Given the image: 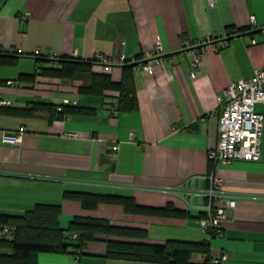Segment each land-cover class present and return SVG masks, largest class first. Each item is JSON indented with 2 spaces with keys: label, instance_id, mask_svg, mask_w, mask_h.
<instances>
[{
  "label": "crops",
  "instance_id": "1",
  "mask_svg": "<svg viewBox=\"0 0 264 264\" xmlns=\"http://www.w3.org/2000/svg\"><path fill=\"white\" fill-rule=\"evenodd\" d=\"M158 42L163 52L156 56ZM2 48L14 52L0 54V98L13 107L70 100L85 109L52 120L43 111L0 109V214L59 205L62 228L73 216L101 217L146 229L143 238H117L123 241H208L211 253L228 255L217 264H264V119L259 160L215 165L207 159L217 144L218 97L230 82L264 69V0H0ZM96 54L107 59L100 66L114 80L125 64L120 54L138 60L131 68L136 109L116 111L115 98L79 93L72 81L18 80L34 72L38 56L42 66L56 68L62 57L86 61ZM147 61H153L151 74L141 67ZM255 110L264 117V102ZM21 128L19 145L3 141V134ZM210 172L222 180L221 192L236 198L225 209L220 237L200 230L207 200L190 194L208 187ZM70 193L171 203L185 212L138 215L107 203L85 209ZM109 238L96 237L77 255L41 252L38 264H173L107 258ZM202 258L193 255L188 264Z\"/></svg>",
  "mask_w": 264,
  "mask_h": 264
},
{
  "label": "trees",
  "instance_id": "2",
  "mask_svg": "<svg viewBox=\"0 0 264 264\" xmlns=\"http://www.w3.org/2000/svg\"><path fill=\"white\" fill-rule=\"evenodd\" d=\"M0 54H6L1 53ZM36 59V69L32 73H22L18 80L35 82L40 76L55 82L72 81L76 91L97 96L115 98L116 111H130L137 108L132 66L137 59H125L118 80L100 66L95 56L90 60H78L62 57L58 67H44L42 59ZM13 61V60H11ZM143 64V63H142ZM96 65L99 66L95 67ZM13 81V80H12ZM15 83V82H14ZM6 113L27 115L32 111H43L52 119L84 112L83 107L71 103L52 104L35 101L31 107H0ZM87 111V110H86ZM69 194H64L66 197ZM85 209H94L99 203L119 205L125 212L138 215H183L185 211L174 208L171 203L164 207L138 204L132 197L97 195L88 193H70ZM59 205L39 203L20 215L0 214V223L12 224L16 228L12 240L0 239V264H38L37 256L41 252L58 254H79L86 244L100 235L112 237L106 239L105 256L112 259L151 261L157 263L188 264L193 255L208 256V241L167 240L163 244H149L123 241L117 238H143L146 229L127 225L112 224L106 218L73 216L65 228L60 227ZM200 264H207L201 259Z\"/></svg>",
  "mask_w": 264,
  "mask_h": 264
},
{
  "label": "built area",
  "instance_id": "3",
  "mask_svg": "<svg viewBox=\"0 0 264 264\" xmlns=\"http://www.w3.org/2000/svg\"><path fill=\"white\" fill-rule=\"evenodd\" d=\"M211 5V1H210ZM253 21V16L250 18ZM226 44V42H224ZM1 53H12L13 49L2 48ZM163 52L162 45L158 42L153 48L157 56ZM34 55H40V50H34ZM101 65L107 63V59L101 55H95ZM119 60L124 61V56L119 55ZM133 61V59H131ZM155 63L158 60L153 58ZM153 61L143 63L141 67L146 73L153 71ZM199 63V51L196 49L193 54L190 71L191 78L195 77ZM5 85H13L12 80H6ZM264 102V69H256L250 78L238 79L230 82L225 90L224 97H218V134L217 144L207 152V159L215 165L226 163L232 160L256 161L260 159L261 137L263 133V114L255 110V104ZM64 103L75 104V101L64 100ZM8 99L0 98V107L11 106ZM24 128L16 133L3 134V141L11 145H19L21 134ZM112 149L117 150L118 144ZM208 180V187L204 189H193L190 194L193 196L205 197L207 202L204 205L205 215L198 218L200 230L211 236L222 235V221L225 219V209L233 208L236 204L235 196H228L221 192L222 180L213 172L205 176ZM16 228L12 224L0 223V239L12 240L15 237ZM207 264H217L228 259L224 252L209 253L203 256Z\"/></svg>",
  "mask_w": 264,
  "mask_h": 264
}]
</instances>
